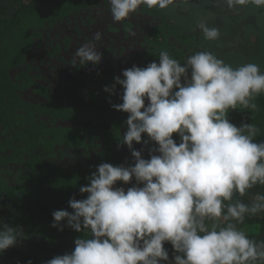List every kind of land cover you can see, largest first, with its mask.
I'll return each mask as SVG.
<instances>
[{"label": "clouds", "instance_id": "obj_1", "mask_svg": "<svg viewBox=\"0 0 264 264\" xmlns=\"http://www.w3.org/2000/svg\"><path fill=\"white\" fill-rule=\"evenodd\" d=\"M176 2L109 0V5L113 21L120 22L142 5L166 9ZM225 2L229 9L264 6V0ZM198 27L207 40L218 39L219 29L203 22ZM100 39L101 33H95L93 40ZM101 60L90 41L78 48L72 63L95 66ZM121 76L103 90L111 96L116 86L123 89L122 103L111 107L128 114L122 143L134 166L100 164L79 189L87 198H70L71 213H52L51 227L63 231L60 222L66 221L82 235L71 253L45 264H264V241L250 239L237 227L246 216L264 213V194L257 193L248 204L233 201L234 195L244 197L255 186H264V142H253L259 133L254 124L237 127L227 119L238 106L257 109L254 101L264 94L259 66L233 68L207 51L181 64L162 50L159 63L133 65ZM142 134L148 138L144 145H157L149 150V159L133 149L134 143L141 144ZM133 178L143 186L127 191L114 187ZM19 237L14 228H0V253L15 246ZM165 242L178 253L172 262Z\"/></svg>", "mask_w": 264, "mask_h": 264}, {"label": "trees", "instance_id": "obj_2", "mask_svg": "<svg viewBox=\"0 0 264 264\" xmlns=\"http://www.w3.org/2000/svg\"><path fill=\"white\" fill-rule=\"evenodd\" d=\"M4 1L13 8L14 14L8 17L7 6L0 3V165H7L10 171H17L29 184L33 195L16 188L5 189L0 184V202H5L4 210L0 209V216L5 217L7 227L17 232L23 229L43 240H67L74 244V240L82 234L68 228L66 221L60 222L63 231L51 227L52 213L61 209L71 213L68 206L70 198H87V194H81L79 189L89 183L88 178L97 166L102 163L123 165L117 148L123 144L128 114L111 107V104L122 103L120 96L123 89L116 86V94L111 96L103 89L111 87L114 77L122 78V71L133 66L134 63L130 62L132 56L127 57L129 64L120 62L124 46L109 34L118 23L113 21L109 0ZM41 8H49L53 13L46 18L38 17ZM136 13L140 29L133 28L134 33L139 31L142 34V26L150 28L148 21L152 23V17L163 20L156 8H140ZM30 15L35 17L33 21L37 20L34 26L26 24V18ZM154 30H157V35H165L164 28ZM97 32L101 33V39L93 40ZM50 33L53 35L52 42L55 37L65 34L61 47L51 46V40L46 46L45 39ZM127 37H130L127 48L133 50L137 36L130 31L125 33ZM90 41L95 43L101 53V62L95 66L90 63L73 65L78 48ZM72 43L75 47H72ZM50 46L53 53H59V58L49 54L46 48L44 57L48 60L37 56L40 48ZM162 50H166L171 58L181 64L186 61L179 51L162 46L145 55L139 61L140 67L144 68L152 62L159 63ZM34 63L38 64L37 75L30 71L34 69ZM89 65L110 70L115 76L94 73L88 75L81 84L67 79L63 73L68 67L76 68L75 80L81 81V72ZM183 83L182 78V86ZM59 100H65L67 105L63 106ZM254 102L257 104L255 111L238 106L228 112L227 119L237 127L254 124L259 133L253 142L259 144L264 142V94L256 97ZM87 103L101 106V110L83 109L82 106ZM148 103L145 99V107ZM119 134L122 136L119 137ZM172 138H177L176 143H180L177 134H173ZM145 139H148L146 134H142L141 144H133V149L142 151V156L157 146L152 141L144 145ZM123 185L117 182L115 186ZM255 188L264 194V186L257 185ZM235 200L248 204L239 195H234ZM252 225L258 226V234H264V213L246 216L244 223L240 224ZM164 248L169 259L173 260L178 255L170 243L165 242ZM6 251L23 261H31V264H45V261L31 255L29 248L23 251L15 244Z\"/></svg>", "mask_w": 264, "mask_h": 264}, {"label": "crops", "instance_id": "obj_3", "mask_svg": "<svg viewBox=\"0 0 264 264\" xmlns=\"http://www.w3.org/2000/svg\"><path fill=\"white\" fill-rule=\"evenodd\" d=\"M156 10L162 17L164 24L177 37L189 39L195 53L211 52L233 68L254 63L264 73V6L257 7L254 4H248L229 9L225 0H188L187 3H180L177 0L176 3L166 9L157 7ZM202 22L209 28L219 29L218 39L207 40L204 37L198 27ZM155 147L157 146L153 148ZM152 154L158 155L155 152ZM118 155L121 157L120 154ZM142 158L149 159V152ZM123 159L122 163L125 167L134 166L130 154ZM129 159L132 161L129 162ZM132 186H134V181ZM135 186L142 187L143 185H136L135 183ZM119 187L124 188V185ZM3 226H6V219L1 215L0 228ZM27 234V241H17V246L23 251L29 248L31 255L45 262L74 250V244L67 240L51 242L38 238L29 232ZM25 263L29 264L27 261ZM0 264H4L1 259Z\"/></svg>", "mask_w": 264, "mask_h": 264}, {"label": "rangeland", "instance_id": "obj_4", "mask_svg": "<svg viewBox=\"0 0 264 264\" xmlns=\"http://www.w3.org/2000/svg\"><path fill=\"white\" fill-rule=\"evenodd\" d=\"M0 3H3L6 5L4 0H0ZM141 8L145 9V6L142 5ZM138 10H137V12H138ZM39 12L40 13H39L38 17L41 16V18L42 17L46 18V16H49L51 13H53V11L50 10L49 8H41ZM7 13H8V17L13 16V14H14L13 8H11L10 6H7ZM146 18H148V17H146ZM34 19H35V17L33 18V16L30 15V17L26 18V24H28V25L31 24L34 26L37 23V20L33 21ZM151 20H152V23H151V21H148L150 23L149 24L150 28H147V26H142V28H143L142 32L143 33L141 34V33H139V31H136L135 32L136 34H135L132 29L133 28H135L137 30L140 29V27L137 26L138 25L137 24L138 23L137 22L138 21V15L135 12V13L130 14V16L127 19L118 22L115 25V28L109 32V34H111L113 36V38L115 40H117L118 44H121L124 46L123 52L121 53L122 55L120 57V59H121L120 62H123V64H125V62L129 64L127 57H129V55H130V56H132L130 59V62L134 63L133 65L140 67L139 61L145 55H147V54H149L155 50L161 49L162 46L163 47L165 46V48H167V49H173V50L179 51L180 53H182L184 55L185 59H187L189 56L195 54L194 49L192 47V43H190L189 39H180L179 37H177L171 31V29L167 25L164 24V21L161 20L160 18L152 17ZM122 22H124V23H122ZM125 22H127V23L125 24ZM158 27H160L162 29L164 28L163 34H165V35L162 36L161 35L162 33H160L158 35L156 34L157 30H154V29H156ZM116 29L118 30V32H116L117 31ZM130 31H132L133 35L137 36V38H136L137 43H136L135 47L133 48V50L132 49L130 50L129 48H127V44L129 41L128 39L131 36L125 38V33H128ZM49 32H51V31H49ZM52 38H53V35H52V33H50L49 37L45 39L46 40L45 41L46 46L49 43V41L51 40L50 41L51 46L61 47L63 45L64 39H65V34L55 37L53 39V42H52ZM104 41H107V40H104ZM103 43H105L104 45H106V42H103ZM51 46H50V48L49 47L40 48L38 53H37V56H39V58H41V57L43 58L44 55H46L45 54L46 51L44 50L46 48V50H48L50 52L49 54L52 53V56L59 58V53H56V52L53 53ZM72 47H75L74 43H72ZM125 48H126V50H125ZM44 58L43 59L45 61H46V59L48 60L47 57H44ZM37 65L38 64L34 63V69H30L31 74L37 75V72H36V66ZM17 70L18 69H16V71ZM63 73L67 79L75 81V83H81V84L85 81V79L88 75H91L94 73H100V74L107 73L109 75H112L113 77L115 76V74L112 73L110 70H107L105 68L99 69V68L93 67L92 65H89V67L87 69H85L83 73L81 72V74L83 76V77H80L81 81L75 80L76 79L75 74L77 73L76 68L68 67V69L65 70ZM46 74H47V72L44 73V75H46ZM58 89H59V87H58ZM55 91H56V87H55ZM34 100L36 101V99H34ZM59 103L62 104L63 106L67 105L65 100H59ZM82 108L87 109L88 111H91L93 109L101 110V106L100 107L94 106L93 104L89 105L88 103L83 105ZM121 136H122V134H119V137H121ZM173 140L176 142L177 138H173ZM117 153L120 154L121 155L120 158L123 159V157H126L127 155L130 154V151L127 148V146H125L124 144H120L117 148ZM122 159H121V161L124 160V159L123 160ZM126 159H128V158H126ZM128 161L131 162L132 160L129 159ZM132 182H133V179L128 184L124 185L125 191H127V188L132 186ZM0 184L5 189L16 188V190H18V191H25L28 194L33 195V193L30 191L29 184L19 176L17 171H10L7 168V165H3V164L0 165ZM134 185H135V182H134ZM114 187H119V186L114 185ZM257 193H259V191L254 187L253 189H250L245 194L244 198L247 200L248 203H251L252 197L255 196ZM4 205H5V202L2 201V203L0 204L1 211L4 210ZM37 208L39 209V211H41V207L39 205H37ZM237 227L242 229L250 239H253L256 241H264V234H258L257 233V230H258L257 225L256 226L255 225L240 226V224H239V225H237ZM19 233H20V237L18 238L17 241L18 242L27 241V235H28L27 232H25L23 229H21L19 231ZM172 261L173 260L169 259V262H172Z\"/></svg>", "mask_w": 264, "mask_h": 264}, {"label": "built area", "instance_id": "obj_5", "mask_svg": "<svg viewBox=\"0 0 264 264\" xmlns=\"http://www.w3.org/2000/svg\"><path fill=\"white\" fill-rule=\"evenodd\" d=\"M0 259L4 262V264H27L15 255L6 252L0 253Z\"/></svg>", "mask_w": 264, "mask_h": 264}]
</instances>
